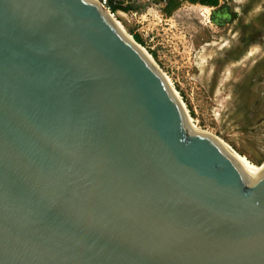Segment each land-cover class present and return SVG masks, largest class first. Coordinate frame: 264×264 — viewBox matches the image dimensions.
Here are the masks:
<instances>
[{
    "label": "water",
    "instance_id": "obj_1",
    "mask_svg": "<svg viewBox=\"0 0 264 264\" xmlns=\"http://www.w3.org/2000/svg\"><path fill=\"white\" fill-rule=\"evenodd\" d=\"M0 264H264V170L97 0H0Z\"/></svg>",
    "mask_w": 264,
    "mask_h": 264
},
{
    "label": "rangeland",
    "instance_id": "obj_2",
    "mask_svg": "<svg viewBox=\"0 0 264 264\" xmlns=\"http://www.w3.org/2000/svg\"><path fill=\"white\" fill-rule=\"evenodd\" d=\"M170 9L146 15L141 24L118 20L141 38L138 44L170 79L193 122L261 164L264 0H180Z\"/></svg>",
    "mask_w": 264,
    "mask_h": 264
},
{
    "label": "bare ground",
    "instance_id": "obj_3",
    "mask_svg": "<svg viewBox=\"0 0 264 264\" xmlns=\"http://www.w3.org/2000/svg\"><path fill=\"white\" fill-rule=\"evenodd\" d=\"M204 9L207 11V13H209V10L207 7H205ZM109 17L111 21L113 22V24L115 25V27L117 28V30L155 64L154 60L149 55V53L146 52L145 49L140 44H138V42L127 31H125L121 22L118 20V18L112 16L111 14H109ZM162 75L164 76L165 81L167 82L168 86L172 89L174 96H176V98L178 99L180 103V106L182 107V111H183L187 126L197 132H201L213 138L233 158V160L247 173V175H249L252 178L258 177L261 174V172L264 170V160L261 164H255L252 161H250L245 155L239 153L231 145L227 144L225 141H223L219 137L215 136L214 134H211L210 132L206 130L199 128L193 122L191 116L189 115L187 111V107L185 106L184 102L180 99L179 95L177 94V91L173 89L170 79L163 72H162Z\"/></svg>",
    "mask_w": 264,
    "mask_h": 264
},
{
    "label": "built area",
    "instance_id": "obj_4",
    "mask_svg": "<svg viewBox=\"0 0 264 264\" xmlns=\"http://www.w3.org/2000/svg\"><path fill=\"white\" fill-rule=\"evenodd\" d=\"M169 0H97L102 8L112 16L123 17L129 22L133 19L141 24L146 15H164Z\"/></svg>",
    "mask_w": 264,
    "mask_h": 264
},
{
    "label": "trees",
    "instance_id": "obj_5",
    "mask_svg": "<svg viewBox=\"0 0 264 264\" xmlns=\"http://www.w3.org/2000/svg\"><path fill=\"white\" fill-rule=\"evenodd\" d=\"M180 0H169L166 7H165V13L169 12L171 9H170V6L173 4V3H176ZM198 2L202 3V4H207V5H215L217 3V0H197ZM134 39L137 41V42H141V38L135 34L134 36Z\"/></svg>",
    "mask_w": 264,
    "mask_h": 264
}]
</instances>
